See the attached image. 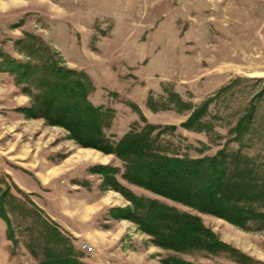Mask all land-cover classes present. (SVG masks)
I'll return each instance as SVG.
<instances>
[{"label":"rangeland","instance_id":"obj_1","mask_svg":"<svg viewBox=\"0 0 264 264\" xmlns=\"http://www.w3.org/2000/svg\"><path fill=\"white\" fill-rule=\"evenodd\" d=\"M28 33L39 40L26 37ZM20 39L34 46L43 41L62 65L90 77V100L114 111L112 125L105 129L111 141L148 122L161 126L153 136L173 153L197 158L224 147L236 151L241 144L230 130L257 104L256 130L240 148L264 162V0H0V55L20 61L46 56L40 51L27 57ZM219 92L203 117L208 130L181 126L194 108ZM31 102L14 77L0 71V202L8 192L0 205V264H41L46 235L56 232L46 222L61 228L59 221L76 216L66 212L82 211L74 206L78 198L101 194L116 206L108 209L118 219L116 226L126 227L111 252L100 256L101 264H162L169 255L204 264H264V231L244 230L126 181L116 155L82 147L65 128L42 118H26L20 108ZM169 125L177 129H164ZM101 165L118 167L117 178L136 195L200 216L221 241L252 261L199 250L178 254L156 246L150 235L121 217L131 203L103 186L102 175L94 170ZM56 170L61 172L54 174ZM38 171L46 182L36 178ZM5 214L16 241L8 238ZM68 237L80 255L99 256L98 246L90 243L93 251L88 253L85 242Z\"/></svg>","mask_w":264,"mask_h":264},{"label":"trees","instance_id":"obj_2","mask_svg":"<svg viewBox=\"0 0 264 264\" xmlns=\"http://www.w3.org/2000/svg\"><path fill=\"white\" fill-rule=\"evenodd\" d=\"M26 37L39 40L29 33ZM42 42L38 41L37 46L25 39L17 42L23 46L22 51L27 57L44 51L46 56L42 55L40 61H20L8 54L0 55V71L9 72L16 85L22 86L32 100L31 105L20 108L26 118H42L49 125L65 128L69 138L80 146L116 155L124 166L121 176L130 183L199 212L222 218L244 230L264 231V162L259 156H250L240 148L256 130L257 104L240 115L230 130L234 140L241 144L236 151L224 147L213 156L197 158L173 153L153 136L161 126L148 122L140 131L132 129L119 141L113 142L105 132L112 125L113 109L96 106L89 98L94 88L90 77L62 65ZM219 96L220 92L194 108L181 126L197 131L208 130L209 125L203 117ZM132 105L139 110L137 105ZM166 128L176 130L177 125ZM94 170L102 175L106 189L120 192L131 203L121 217L134 222L141 231L150 235L156 246L178 254L199 250L213 255L227 253L243 263L252 261L248 255L221 241L204 225L200 216L133 193L117 178L118 167L101 165ZM1 195L0 205L4 204L8 192ZM4 216L9 225L8 238L16 241L11 218L8 214ZM46 226L56 232L46 235L41 264H85L79 260L81 255L68 236L48 222ZM161 263L204 264L178 255H169Z\"/></svg>","mask_w":264,"mask_h":264},{"label":"crops","instance_id":"obj_3","mask_svg":"<svg viewBox=\"0 0 264 264\" xmlns=\"http://www.w3.org/2000/svg\"><path fill=\"white\" fill-rule=\"evenodd\" d=\"M61 171H54V174H58ZM36 178L40 181V182H46V179H41L40 177V172H36ZM67 174V173H66ZM80 180V179H79ZM100 180L98 187L101 184L102 179H98ZM94 182H92L93 184ZM90 184V187H92ZM75 192H78L79 189H72ZM71 191V190H68ZM109 199L108 197L105 198L103 196V194L98 195L93 197L91 200L90 199H85V198H78V200L76 201V207H79L80 209H82V211L79 210H69V212H66L65 215H69L73 216L74 214L76 215L75 218H68L67 221L62 222L59 221L60 230H62V232L66 231V233L68 234V236L72 237L74 240H76V242H87V243H91L93 245L98 246L100 254L99 256L95 257V256H91V257H86L81 255V257H79V259L85 263L88 264H94V262L96 264H101V258L100 256H105L106 254H109L111 252V248L112 246L115 244L116 241H118L119 237L121 236L122 232H125V228L124 226L120 227L116 226V222L118 221V219H116L115 215H110L108 209L112 208V207H116L115 205H109ZM127 203V202H126ZM126 203H120L118 206L122 207L124 206V204ZM105 214V218L103 219V221H100V215ZM76 224H75V223ZM119 228H122L121 230H119ZM119 231V232H118ZM104 246H101L103 245ZM80 245V244H79ZM82 246V245H80ZM106 247V248H105ZM81 248V247H78ZM105 248V251L102 249ZM107 252V253H106ZM102 264H106V263H102Z\"/></svg>","mask_w":264,"mask_h":264},{"label":"built area","instance_id":"obj_4","mask_svg":"<svg viewBox=\"0 0 264 264\" xmlns=\"http://www.w3.org/2000/svg\"><path fill=\"white\" fill-rule=\"evenodd\" d=\"M83 249H84L86 252H88V253H91V252L93 251V247H92V245H91L90 243H87V242H85V243L83 244Z\"/></svg>","mask_w":264,"mask_h":264}]
</instances>
